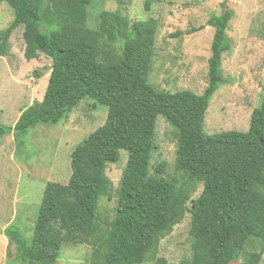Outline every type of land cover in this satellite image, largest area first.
Segmentation results:
<instances>
[{"label":"trees","instance_id":"16d2710c","mask_svg":"<svg viewBox=\"0 0 264 264\" xmlns=\"http://www.w3.org/2000/svg\"><path fill=\"white\" fill-rule=\"evenodd\" d=\"M92 0H0L13 19L0 30V56L10 51L13 31L23 28L28 60L43 53L51 70L42 100L24 110L0 138L13 132L19 143L37 124H56L84 98L107 107L105 122L70 154L67 183L48 182L29 241L13 223L3 231L14 253L8 264H55L62 246L89 244L90 264H141L154 257L159 237L189 212L191 258L180 264H260L264 254V85L247 131L204 132L210 99L225 82L223 54L233 11L212 15L214 28L207 85L159 90L148 82L158 22L131 21L120 9H103L88 24ZM159 1V0H155ZM154 0H144L151 10ZM223 4V3H222ZM104 45L119 42V52ZM38 75V73H36ZM162 115L176 136L174 167L182 181L165 175V163L151 168L156 118ZM20 139V140H19ZM127 152L113 218H98L99 201L110 196L108 164ZM202 186L196 198L190 188ZM155 264H169L164 257Z\"/></svg>","mask_w":264,"mask_h":264},{"label":"rangeland","instance_id":"374dc122","mask_svg":"<svg viewBox=\"0 0 264 264\" xmlns=\"http://www.w3.org/2000/svg\"><path fill=\"white\" fill-rule=\"evenodd\" d=\"M226 8L233 11V17L226 31L230 47L223 54L221 66L225 82L210 99L203 128L207 134L247 131L264 85V0H154L149 11L144 9V0H92L88 6V24L96 27L103 9H120L132 22L156 19L153 68L148 82L159 90H190L201 94L207 85L214 34L207 20L214 14H222ZM12 19V9L0 3V30ZM10 45L9 53L0 56V126H13L22 110L42 100L51 66V59L43 53L31 60L26 58L22 27L13 31ZM112 47L119 52V42L108 45L101 42L103 50ZM93 103V99L84 98L58 123L32 126L19 139L22 143L17 142L13 132L0 138V264H8L14 253V245L9 244L3 231L13 223L27 240L32 239L45 185L68 182L72 150L105 122L107 107L100 104L92 107ZM175 157V131L158 115L150 166L163 162L165 175L182 181L184 174L175 170ZM126 161L127 152L122 149L119 160L106 168L113 186L110 196H102L99 201L98 218L103 222L114 216ZM201 189L200 184L195 190L190 188L188 206ZM190 224L191 215L187 212L159 237L155 256L141 264H155L158 257H164L169 264L190 259ZM91 251L89 244H66L55 264H90ZM260 264H264V254Z\"/></svg>","mask_w":264,"mask_h":264},{"label":"water","instance_id":"95a60500","mask_svg":"<svg viewBox=\"0 0 264 264\" xmlns=\"http://www.w3.org/2000/svg\"><path fill=\"white\" fill-rule=\"evenodd\" d=\"M49 68H50V70H51V66H50Z\"/></svg>","mask_w":264,"mask_h":264}]
</instances>
